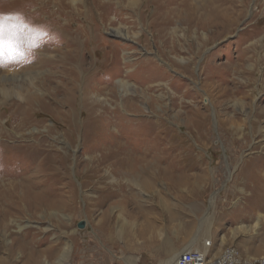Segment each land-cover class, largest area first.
I'll use <instances>...</instances> for the list:
<instances>
[{"label":"rangeland","instance_id":"374dc122","mask_svg":"<svg viewBox=\"0 0 264 264\" xmlns=\"http://www.w3.org/2000/svg\"><path fill=\"white\" fill-rule=\"evenodd\" d=\"M31 1L0 0L19 45L0 59L1 203L16 210L0 264H165L227 249L264 260V0H245L231 32L167 19V0H97L101 44L78 54L76 86L71 67L37 64L57 34L31 17L37 6L15 23ZM95 2L66 4L79 25ZM213 2L194 1L200 12Z\"/></svg>","mask_w":264,"mask_h":264},{"label":"bare ground","instance_id":"6f19581e","mask_svg":"<svg viewBox=\"0 0 264 264\" xmlns=\"http://www.w3.org/2000/svg\"><path fill=\"white\" fill-rule=\"evenodd\" d=\"M50 1V3L48 2ZM67 0H32L31 2H29L28 4H26L25 6H23V8H25V10H20L19 14L16 16L17 21L15 20V23L17 22L18 24H20L21 19L23 18V13L29 9L31 6H37L36 12L34 14H32L33 16L31 17H41L44 16L46 17V19L48 20L47 23L48 26L47 28L49 29V32H56V38L54 37V46L50 43L49 45H47L45 48V50L43 51H38V54H40V56H43V58L41 57L39 59V62H37V64H47L49 67H60L62 66V69H64L65 71H67L68 67H71V77L68 78V80H70V82L72 83V85L76 86L79 83L80 78H84L86 76V73L83 65L81 64V61L77 60V56L78 54H82V55H86V49H91L93 45H95V47L99 48V45L101 44L98 36L95 35L93 30H97V28L95 27V21H96V17L97 18H101L103 17L105 19V16L103 15L102 12H100L102 5L96 0V2L98 3V5L95 4L93 5V8H91L90 10L88 9L87 11L82 12L83 13V21L79 22V25L77 24V20H79L78 18H80L81 12L78 10L79 14H75L76 16L71 17L69 14L70 12L68 11V6L66 4ZM195 0H186L184 3L177 5V7H170L169 5H173L175 3H177L176 0H167V4H163L164 6L162 7L164 10L167 11H171L170 13L166 14L165 18H169L171 17V14L173 13L175 16H173L174 18H176L178 15L181 14V16L185 15L184 17V21L183 23L191 26L193 25V23L198 20L199 23H201V26L203 28L206 29H211L213 27H217L220 29H224L227 30L228 32H231L233 30V27L236 26V24L231 23V19H236V18H240L244 15V12L240 11V8H243L246 6V1L245 0H213V4H209L210 5V9L207 12L205 10H203L202 12H200L202 7L197 6V4L194 3ZM79 2V1H75ZM81 2V1H80ZM50 4L53 5V7H55V10H53V12H50ZM146 6V4H144ZM155 5V4H154ZM259 5V4H258ZM108 6V5H107ZM15 7L20 8L21 4L16 3ZM108 8V7H107ZM106 9V8H105ZM19 10V9H18ZM83 11V10H82ZM91 12V15H90ZM156 12H157V8H156ZM154 12V15L152 17H155V21L154 23H152L151 25L153 26V28L155 29V34L159 37L160 34V26L164 27V22L159 25L158 20L160 19L161 15H158V13ZM205 12L204 15H202ZM202 13V14H201ZM89 14V15H88ZM107 14V13H106ZM95 18H93L94 16ZM93 16V17H92ZM107 16V15H106ZM30 18V17H28ZM41 19V18H40ZM87 19H91L90 23H87L88 25H85V20ZM180 20H182L181 18H179ZM230 19V20H228ZM104 21V20H103ZM32 22V21H31ZM42 24L46 26L47 23H43L42 21H39ZM105 22V21H104ZM100 23V22H99ZM198 24V23H197ZM28 25V24H27ZM33 25V24H32ZM31 25V26H32ZM252 25H250L251 27ZM19 27V26H18ZM201 27V28H202ZM253 27V26H252ZM23 27H21L22 29ZM28 28V26H27ZM32 28V27H31ZM36 28V27H35ZM40 27H38L39 29ZM19 28H17L18 30ZM158 29V30H157ZM164 29V28H163ZM162 29V30H163ZM22 31V30H21ZM34 31V30H33ZM19 32V31H18ZM25 32V31H24ZM22 31V34L24 33ZM28 32V31H27ZM35 32V31H34ZM96 32V31H95ZM118 35L123 34V31L121 29L116 31ZM220 32V31H218ZM259 32V31H258ZM97 33V32H96ZM28 34V33H26ZM89 35L94 38H90ZM31 36V35H30ZM94 36V37H93ZM96 36V37H95ZM24 38V37H23ZM259 39V38H258ZM264 40V39H263ZM208 41H210V39L208 38ZM16 43V42H15ZM15 45V44H14ZM17 45V43H16ZM15 45V47H16ZM104 45V44H103ZM19 46V45H17ZM32 46V45H31ZM42 47V46H41ZM52 47V48H51ZM19 48V47H17ZM25 48V47H24ZM20 49V48H19ZM38 49V48H37ZM34 50V49H33ZM106 50V49H105ZM91 53V52H89ZM37 54V53H36ZM34 56V55H33ZM89 56V55H88ZM35 58V57H34ZM34 60V59H33ZM99 60V59H98ZM178 60H181V57L178 58ZM94 61V60H93ZM31 62V59H30ZM95 62V61H94ZM39 65V66H40ZM41 68V67H40ZM101 69V68H100ZM63 71V70H62ZM87 71V70H86ZM65 75V74H63ZM70 75V73H69ZM75 76H78L77 78ZM67 77V76H64ZM81 83V82H80ZM121 86L123 88H126L127 86H130L128 83H120ZM264 88V87H262ZM68 92V91H67ZM100 92V91H99ZM252 92V91H251ZM73 93V92H72ZM112 93V92H111ZM253 93V92H252ZM76 94V93H74ZM82 94V93H80ZM85 94V93H84ZM94 94V93H93ZM68 95V94H67ZM92 95V94H90ZM250 95V94H249ZM32 99H34L35 97L33 95L29 96ZM67 97V96H66ZM112 101L115 100L113 98H110ZM37 100V98H36ZM69 100V99H68ZM76 100V99H75ZM67 101V99H66ZM73 101V100H71ZM81 102V101H80ZM125 106L124 108H126L127 103H129V99L125 100ZM69 103V101H68ZM74 105V103H73ZM71 106V105H70ZM87 107V106H86ZM100 107V106H99ZM101 108H105V106L103 107V105L101 104ZM123 108V107H122ZM132 109V107L130 108ZM87 110H89L87 108ZM95 110V108H94ZM100 110V109H99ZM243 110V109H242ZM263 110V109H262ZM90 111V110H89ZM96 111V110H95ZM102 111V110H101ZM114 111V110H113ZM90 113V112H89ZM264 114L263 112H257V115L255 114V117H257V121H255L256 123H259V119L262 117V115ZM113 116V115H112ZM228 122V121H227ZM190 124V123H189ZM259 125V124H258ZM192 126V125H191ZM261 126V125H260ZM257 128V127H256ZM130 142V141H129ZM2 145V144H1ZM138 145V144H137ZM143 149V148H142ZM150 149V147H149ZM152 150V149H151ZM155 150V149H154ZM153 150V151H154ZM125 152V151H124ZM130 152V151H129ZM132 152V151H131ZM144 152V151H143ZM123 153V152H122ZM145 153V152H144ZM133 154V153H132ZM162 154V153H161ZM128 155V154H127ZM134 155V154H133ZM147 155V154H146ZM145 158V155L143 156ZM147 157V156H146ZM132 158V157H131ZM143 158V159H144ZM152 158V157H151ZM150 158V159H151ZM128 159V158H127ZM137 159V157H136ZM155 159V158H153ZM142 160V159H141ZM139 160V161H141ZM148 160V157H147ZM112 161V160H110ZM131 161V160H130ZM145 161V160H144ZM149 161V160H148ZM152 161V160H151ZM108 162V161H107ZM146 162V161H145ZM143 162V163H145ZM155 162V160H154ZM136 163V162H135ZM142 163V162H141ZM150 163V162H149ZM112 164V163H111ZM120 164V163H119ZM127 164V163H126ZM131 164V163H129ZM140 164V162H139ZM138 164V165H139ZM147 166H149L150 164L146 163ZM110 165V164H109ZM137 165V164H136ZM113 166V164H112ZM128 166V165H127ZM126 166V167H127ZM145 166V165H144ZM111 167V166H110ZM136 166L134 165V168ZM143 167V166H142ZM133 168V167H132ZM146 168V167H145ZM121 169V168H120ZM132 170V169H131ZM152 170V169H150ZM2 171V170H1ZM121 171V170H120ZM133 171V170H132ZM153 171V170H152ZM3 172V171H2ZM134 172V171H133ZM152 173V172H151ZM1 174V173H0ZM151 175V174H150ZM150 184V182L148 181V185ZM4 191V190H3ZM9 191V190H8ZM14 191V190H13ZM12 191V192H13ZM2 192V191H1ZM0 192V228H4L6 227V223L5 220L6 218L11 214V212H16V210L14 211V209H10L8 207H2V199H4V197H6L4 195V193L2 194ZM11 192V191H10ZM14 195V194H13ZM28 195V192H27ZM26 195V196H27ZM8 199V197H7ZM12 199V198H11ZM23 200V199H22ZM4 202V201H3ZM12 202V201H11ZM33 202V200H32ZM5 204V203H4ZM11 204V203H10ZM4 206V205H3ZM6 206V205H5ZM12 206V205H11ZM42 206V205H41ZM43 207V206H42ZM13 210V211H12ZM28 210V209H27ZM39 210V209H38ZM43 210V209H41ZM19 211V210H18ZM44 211V210H43ZM33 214V213H32ZM11 216V215H10ZM105 217H107L105 215ZM104 217V218H105ZM189 249V248H188ZM184 252V251H183ZM200 252V251H199ZM202 253V252H201ZM182 254V253H181ZM181 254H177L175 257H173V259H171L170 261H167L165 264H172L175 259L180 256ZM204 255H206L205 253H202Z\"/></svg>","mask_w":264,"mask_h":264},{"label":"built area","instance_id":"2783aa9c","mask_svg":"<svg viewBox=\"0 0 264 264\" xmlns=\"http://www.w3.org/2000/svg\"><path fill=\"white\" fill-rule=\"evenodd\" d=\"M210 245V243H209ZM202 254L197 250L184 251L178 256L172 264H264V260L260 262H252L243 260L233 249H227L218 258H211L209 251Z\"/></svg>","mask_w":264,"mask_h":264},{"label":"snow or ice","instance_id":"6c2138e0","mask_svg":"<svg viewBox=\"0 0 264 264\" xmlns=\"http://www.w3.org/2000/svg\"><path fill=\"white\" fill-rule=\"evenodd\" d=\"M5 50H7L9 55H12L17 51L12 39H5L4 25L0 24V59L3 58Z\"/></svg>","mask_w":264,"mask_h":264},{"label":"water","instance_id":"95a60500","mask_svg":"<svg viewBox=\"0 0 264 264\" xmlns=\"http://www.w3.org/2000/svg\"><path fill=\"white\" fill-rule=\"evenodd\" d=\"M80 228H83V225H80Z\"/></svg>","mask_w":264,"mask_h":264}]
</instances>
